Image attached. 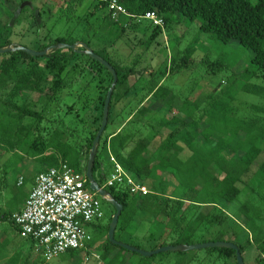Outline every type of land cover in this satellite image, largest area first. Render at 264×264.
I'll return each mask as SVG.
<instances>
[{
  "label": "trees",
  "instance_id": "16d2710c",
  "mask_svg": "<svg viewBox=\"0 0 264 264\" xmlns=\"http://www.w3.org/2000/svg\"><path fill=\"white\" fill-rule=\"evenodd\" d=\"M4 2L6 3L0 0V5L5 4ZM55 2L58 3L57 0ZM66 3L61 2L59 13L64 11L63 14L68 16L85 8L87 1L67 0ZM121 3L131 15L155 12L164 19V26L154 25L149 20L129 18L130 26L127 27L124 22L126 18L120 21L112 19L105 0H98L95 5L88 7L85 25L94 26L92 19L100 20L103 17L98 28L103 34L113 38L112 43L120 40L129 28L135 31L143 28V34L150 37L149 44H157L158 37L165 30L170 32L168 27H172L171 21L175 17L179 21L198 22L200 34H207L225 45L236 40L243 48L253 52L252 66L244 71V77L252 79L264 75V0H121ZM43 9L45 7L37 8L38 13ZM101 10L104 12L99 17L97 14ZM16 12L14 10L12 14ZM45 12L50 16L51 9ZM61 15V18H67ZM36 22L40 29L41 18ZM98 28L92 32L98 33ZM10 32L8 23L0 27V46L12 43ZM85 34L84 30L80 38L58 36L50 39L48 43H41L39 50L54 44L83 41L106 59L117 72L118 82L110 103L108 125L97 151L94 178L97 175L96 181L101 187H105L106 178L112 168L109 156L111 152L137 180H151L153 184L147 195H135L123 189L119 191L115 187L105 188L124 207L115 238L123 242L122 236L131 224L140 225L143 218H150L152 227L159 231V234L154 232V238H148L143 243L149 245L150 250L170 244L191 245L223 240L233 242L239 247L245 264H264V234L253 221L259 214L242 218L244 212L240 211L239 218H236L224 207L225 203H232L240 196L238 183L262 153L264 129L256 130L244 120L231 119V116L224 113L223 105L206 107L191 100H183L168 77L179 69L189 68L193 44L188 46L180 60L179 50H175L170 55L169 62H165L169 66L165 64L164 68L149 71L147 83L138 90L135 82L140 81L138 74L147 76L144 69L137 68L136 61L132 65L122 64L107 47L99 46L98 40L94 41V37L90 40ZM44 40H49L47 34ZM145 48L149 50L150 46ZM86 65L96 69L97 85L103 88L95 91L93 100L89 96L92 81L76 91H73L74 87L65 89V85L72 79H82L89 73ZM133 76H136L135 82L131 83L130 78ZM112 82L113 75L104 65L71 49H54L43 56H31L24 51L0 54V94H4L2 100L0 98V134L11 142L4 150H15L14 153H18L17 147L28 143L33 132L37 130L38 136L27 149L28 157L31 154L37 157L38 163L45 166L43 170L67 163L75 171L84 173L86 167L83 169V161L87 158L88 162ZM244 87L264 97V86L247 82ZM25 93L26 97L23 96ZM33 93L38 94L36 99L31 98ZM70 94H76L74 103L78 106V111H92L93 119L85 127V137H88L87 131L90 134L85 147L77 140L63 139L55 135L45 140L40 132L46 113L49 110L57 112L60 103L67 101ZM139 96L142 98L135 102L133 111H124ZM153 101H161L162 106L168 107V110L162 112L151 108L148 103ZM118 110L122 112L118 113ZM119 116L123 122L121 128L105 138V133ZM217 116H221V119L218 120ZM149 130H156L153 138L148 136ZM239 135L244 138L238 139ZM157 137H162V140L155 145L153 141ZM234 140L237 141L232 145ZM105 152L108 153L107 158L103 156ZM260 168L264 173V162ZM31 179L33 180V176ZM28 195L29 191L26 199ZM109 205L113 214L108 222H105V214L103 220L90 226L92 241L91 250L88 252L91 254L95 251L106 264H153L155 261L159 264H238L236 251L229 248L209 247L142 256L113 244L108 237V231L116 210ZM11 215L12 213L9 216L4 214L0 218L14 225ZM251 242H255L260 251L252 260L248 256ZM134 255L140 257L137 262L133 261Z\"/></svg>",
  "mask_w": 264,
  "mask_h": 264
},
{
  "label": "rangeland",
  "instance_id": "374dc122",
  "mask_svg": "<svg viewBox=\"0 0 264 264\" xmlns=\"http://www.w3.org/2000/svg\"><path fill=\"white\" fill-rule=\"evenodd\" d=\"M4 1H6V3L4 2L5 4L0 5V27L8 23L11 27L9 38L12 43L22 45L31 50H39L40 44L48 43L50 39L62 35L80 38L85 30V35L88 39L92 40V37H94V41H99L100 45L96 44L97 46L107 47L122 64L132 65V63L136 61L138 63L137 68L144 69V74L147 76L144 77V75L138 74V76H140V81L138 80L135 82L137 75L130 78V82H135L138 90L147 83L149 71L161 67L164 68L165 64L169 66V63L167 64L165 62L166 60L169 62V57L175 50H179L180 60L188 49V46L193 44L192 62H189V68L179 69L168 77V79L170 78L171 84H175H173L174 88L178 90L183 100H191V102H197L200 103L201 106L206 107L215 104L217 106L223 105L224 113L231 116V119L244 120L254 126L256 130L264 129V97L244 87L247 82L264 86V75L252 79L244 77V71L252 66L251 57L253 52L243 48L236 40L225 45L207 34H200L198 22L190 23L187 20L179 21V19H177L178 17H175L173 21H171L172 27H168L170 32L165 30L166 32L158 37L156 41L158 42L157 44H155V42L149 44L150 37H148V34H143V28L140 31L129 28L120 40H117L116 43H112L113 38L108 34H103L102 30L98 28L103 20V17H100L104 12L103 10L99 11L97 14L100 20L97 18L92 19L95 23H92L94 26L85 25V21H87L86 15L89 13L88 7L95 5L98 0H86L87 4L85 8L75 12L74 15L70 13L68 16L63 14L64 11L59 13L61 2L66 3L67 0H57L58 3L55 2V0ZM44 7L45 10L51 9L50 16L44 9L41 13H38L37 8ZM14 10H17L16 14H12ZM34 11H37V13H34ZM60 15L67 18H61ZM40 18L42 26L39 29L37 25L38 22L36 21H40ZM124 22L127 27L130 26L128 18H126ZM96 28L100 30L95 34L92 30ZM164 28L166 29V26ZM119 32L120 31H118V33ZM46 34L49 37L47 41L44 40ZM146 46H150V49H146ZM86 69L89 73L85 75L84 78L81 79L77 77L72 79V81L65 85V89H73L74 87L73 91H76L87 86L88 81H92V90L89 96L91 100H93L96 96L95 91L97 89L103 90V88L97 85L98 80L95 79L96 69L88 65H86ZM139 94L140 96L142 95V93ZM2 95L0 94L1 100L3 98ZM23 96L26 97V93ZM140 96L134 101L131 107L126 108L124 111H133L132 109L135 108V102L137 103L138 100L142 98ZM37 97V93L31 94V98L36 99ZM60 97L61 96H59V100ZM75 98L76 94H70L69 97H67V101L60 103L57 112L53 113V111L49 110V112L46 113V117L40 125V132L44 135L45 140L55 135L63 139L77 140L85 147L87 138H90L88 131V137H85V127L89 126L88 122L90 124V120L93 119L92 111H78V106L74 103ZM148 104L152 106L151 108H155L158 111L166 112L168 110V107L162 106L161 101H153ZM121 112L122 111L118 110V113ZM220 112L223 114L222 111ZM120 118V116L116 118L114 123L109 127L104 135L105 138L121 128V123L123 122ZM217 118L220 120L221 116H217ZM26 121L27 120H25V122ZM11 127L12 124L10 125V128ZM155 132L156 130H149L147 134L149 137L153 138ZM72 134L73 136H71ZM1 135L2 134H0V216L4 214L9 216L11 213L13 215L21 209L26 199L27 192L33 184L31 177L45 169V166L38 163L37 157H34L33 154L29 157L26 155L30 144H32L36 136H38L37 130L33 132L28 143H23L21 146L17 147V150H19L18 153H14L15 150L9 152L4 150L6 147L10 146L11 142L5 140L2 137L3 135ZM242 138H244V136L239 135L238 139ZM160 140H162V137H157L153 143L158 145ZM236 141L237 140H234L232 145H234ZM103 156L107 158L108 153L105 152ZM263 162L264 143L262 153L249 167L248 171L242 175L241 181L238 183L241 189L240 196L232 203H225L224 207L230 215L236 218H239L240 211L244 212L241 216L242 218L247 215L250 217L259 214L253 221L258 226V230L264 234V173L260 168ZM86 163L87 158L83 161V169H85ZM21 177L24 183L19 185ZM95 178H98V176L95 175ZM140 181L145 184L148 189H151L153 184L151 180L141 179ZM109 204L110 203L107 201H103V208L106 212L105 222H108L110 216L113 214ZM245 206L252 208V210L250 211ZM152 223V219L143 218L140 225H136L135 223L131 224L128 231L122 236L123 242L132 246H141V249L150 250V246L143 243H145L148 238H154L156 233L159 234V231L152 227ZM140 242L142 244H140ZM30 246H32L33 249ZM259 252L256 243L251 242L248 254L249 258L251 260L254 259ZM139 259L140 257L138 255H134V262H137ZM0 264L106 263L99 258L95 251L88 254L77 250L68 251L59 257L53 258L51 261H46L40 253L34 250L33 243L30 240L20 236L15 225H12L10 221H3L0 218ZM153 264H159V262L155 261Z\"/></svg>",
  "mask_w": 264,
  "mask_h": 264
},
{
  "label": "built area",
  "instance_id": "2783aa9c",
  "mask_svg": "<svg viewBox=\"0 0 264 264\" xmlns=\"http://www.w3.org/2000/svg\"><path fill=\"white\" fill-rule=\"evenodd\" d=\"M112 19L122 18L149 20L154 25L164 26V19L155 12L131 15L121 0H105ZM110 151V150H109ZM112 168L105 187H115L135 195H147L151 191L140 180L126 171L117 158L109 152ZM86 171L77 172L67 163L41 171L29 192L24 206L12 215V221L20 236L33 243L34 250L46 261L68 251L88 253L92 223L104 219L106 212L98 193L87 186ZM24 183L23 178L19 185Z\"/></svg>",
  "mask_w": 264,
  "mask_h": 264
},
{
  "label": "water",
  "instance_id": "95a60500",
  "mask_svg": "<svg viewBox=\"0 0 264 264\" xmlns=\"http://www.w3.org/2000/svg\"><path fill=\"white\" fill-rule=\"evenodd\" d=\"M65 48L71 49L77 53L88 55L89 57L95 59L96 61L104 65L113 75V82L108 90L105 103H104L101 126L97 132L92 148L90 149L89 158H88V162L86 166V176L89 181L90 188L96 191L103 200L110 203L116 210L114 215L112 216V220H111L109 231H108V237L110 241L113 244L119 245L131 252H137L141 254L142 256H152V255L159 254L162 252L199 250V249H205L209 247L229 248V249H233L236 251V257H237L238 264H245L244 258L242 256V253L239 247L235 243L230 242V241H223V240L208 241V242L196 243V244H191V245H188V244L171 245L170 244V245L158 247L154 250H145V249L137 248L135 246H132L124 242H120L115 238V232L118 227L119 218H120V215L124 207L121 203H119L115 199V197L107 189L101 187L98 184V182L94 178V173H93L95 159H96L97 151L99 148L100 140H101V137L109 121V111H110V103H111L112 95H113L115 86L118 82V75H117L115 68L106 59H104L102 56L97 54L93 50V48H91L88 44L81 42V41H77L74 44L60 43V44L50 45L42 51L41 50H31L22 45L11 43L10 45H7V46H0V54H5V53H10V52H15V51H24L31 56H43V55L48 54L51 50H54V49L58 50V49H65Z\"/></svg>",
  "mask_w": 264,
  "mask_h": 264
},
{
  "label": "crops",
  "instance_id": "0c3cea01",
  "mask_svg": "<svg viewBox=\"0 0 264 264\" xmlns=\"http://www.w3.org/2000/svg\"><path fill=\"white\" fill-rule=\"evenodd\" d=\"M40 172H41V171H40ZM40 172H39V173H40ZM39 173H38V174H39ZM36 174H37V173H36ZM38 174H37V175H38ZM37 175H36V176H37ZM36 176H33V184H32V187L34 186ZM32 187H30V189L28 190L29 192H30V190L32 189Z\"/></svg>",
  "mask_w": 264,
  "mask_h": 264
},
{
  "label": "flooded vegetation",
  "instance_id": "af4514ba",
  "mask_svg": "<svg viewBox=\"0 0 264 264\" xmlns=\"http://www.w3.org/2000/svg\"><path fill=\"white\" fill-rule=\"evenodd\" d=\"M18 10V9H17Z\"/></svg>",
  "mask_w": 264,
  "mask_h": 264
}]
</instances>
